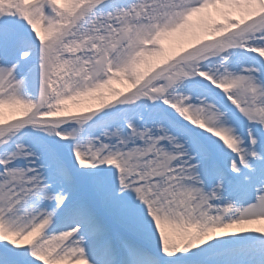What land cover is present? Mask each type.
<instances>
[{
    "label": "snow or ice",
    "instance_id": "snow-or-ice-1",
    "mask_svg": "<svg viewBox=\"0 0 264 264\" xmlns=\"http://www.w3.org/2000/svg\"><path fill=\"white\" fill-rule=\"evenodd\" d=\"M0 264H264V0H0Z\"/></svg>",
    "mask_w": 264,
    "mask_h": 264
},
{
    "label": "rangeland",
    "instance_id": "rangeland-1",
    "mask_svg": "<svg viewBox=\"0 0 264 264\" xmlns=\"http://www.w3.org/2000/svg\"><path fill=\"white\" fill-rule=\"evenodd\" d=\"M117 87H119V86H117Z\"/></svg>",
    "mask_w": 264,
    "mask_h": 264
}]
</instances>
